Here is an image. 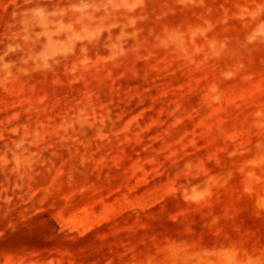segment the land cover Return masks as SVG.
I'll list each match as a JSON object with an SVG mask.
<instances>
[{"label": "rangeland", "instance_id": "374dc122", "mask_svg": "<svg viewBox=\"0 0 264 264\" xmlns=\"http://www.w3.org/2000/svg\"><path fill=\"white\" fill-rule=\"evenodd\" d=\"M0 264H264V0H0Z\"/></svg>", "mask_w": 264, "mask_h": 264}]
</instances>
